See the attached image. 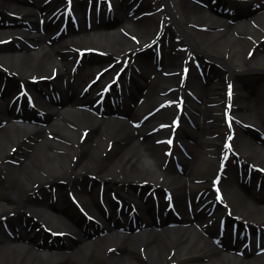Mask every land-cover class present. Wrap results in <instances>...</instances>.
Instances as JSON below:
<instances>
[{
    "label": "bare ground",
    "instance_id": "obj_1",
    "mask_svg": "<svg viewBox=\"0 0 264 264\" xmlns=\"http://www.w3.org/2000/svg\"><path fill=\"white\" fill-rule=\"evenodd\" d=\"M213 1L0 0V14L14 11L28 25L24 32L0 29V264H264V0H246L235 12L207 10L204 2ZM10 36L14 43H5ZM155 44L163 47L158 57L137 50ZM254 45L250 57L245 47ZM124 48L133 64H95L97 52L115 58ZM134 63L136 75L126 69ZM117 72L127 78L125 106L119 87L112 97L101 90ZM213 72L216 82L198 81ZM27 77L31 93L54 97L49 122H37L25 93L15 91ZM223 81L240 98L234 120L255 127L246 130L255 134L249 139L236 126L231 141L239 155L214 156L224 148L214 149L221 138L212 134ZM179 108L188 120L176 125ZM213 169L221 178L216 211L235 217L218 236L207 215L218 192L211 182L201 191L196 180ZM150 192L167 212L163 224L180 210L181 222L196 220L217 242L192 223L157 229L163 224L156 226ZM143 219L151 232L141 236L136 223ZM246 222L260 226L248 241ZM44 228L75 235L77 243L41 251L35 246Z\"/></svg>",
    "mask_w": 264,
    "mask_h": 264
},
{
    "label": "rangeland",
    "instance_id": "obj_2",
    "mask_svg": "<svg viewBox=\"0 0 264 264\" xmlns=\"http://www.w3.org/2000/svg\"><path fill=\"white\" fill-rule=\"evenodd\" d=\"M131 1H133V0H131ZM139 1H145L149 5H153V3H156V4L162 3V0H139ZM197 1H201V0H197ZM247 4H248L247 2H242L240 4L238 3V4H234L232 6L231 4H229V0H222L221 3L219 2V4H217V6L218 7L220 6L222 9H228V11L235 12V11L240 10L241 8H243ZM161 5H162V7H164V3L161 4ZM226 5H229V6H226ZM205 7H206L207 10L210 11V8H209L210 6L209 5H205ZM170 16H171L170 14L167 16V20H168L169 23L172 22V20L170 19ZM218 16H221L222 18L228 19V18H226V16H223V15H218ZM50 18H51V15H50ZM54 20L56 21L57 18H54ZM160 20H163V19H160ZM235 20H238V19H235ZM0 29L5 30V31L18 30L20 32H24V31H28V25H27V21L22 16H20L18 13L14 12V11H7L5 13H1L0 14ZM7 35L8 34H4L3 36H7ZM263 40H264V38H263ZM263 40H261V41H263ZM4 42L5 43H10V44L14 43L13 39L11 38V36L10 37H6L4 39ZM259 46H261V48H260L261 51L264 50V45H259ZM162 49H163L162 45H159V44H155V45H151V46L144 45V46H139L137 48V50H139L140 52L141 51H145L144 53L148 54L146 56L151 58V59L153 57H158L159 53L161 54V50ZM137 50H135V51H137ZM256 50H257V47L255 45L254 46H250V48H248V50L245 47V52L248 51L247 53H248V56H250V57L253 54H256ZM127 52H129V51L126 50L125 53L122 54V56L114 58L113 55L105 57L106 51H103V52L99 51V52H97L96 55L99 56L100 61H98V59L96 58L97 59V63H95V64H98V66L99 65H105V67H106V65H107V67H111L114 62H121V63L124 64L125 61H126L128 63L130 62L131 64H133V60L129 61L132 53L130 55H126ZM77 53H78L77 55H80V57L83 56V50H77ZM74 54H76V53H74ZM83 59H85V58H83ZM112 59H113L114 62L110 63V61ZM77 64H78V60H75V61L73 60L71 62V64H70V66H71L70 69L74 70V67ZM123 66H125V65H123ZM123 66H122V68H123ZM135 66L137 67V64L134 63V66L132 65L131 67H127L126 69L128 71H131L133 75H136V73H137L136 69L137 68ZM6 70H7L6 72H11V71H9L10 69L7 68V67H6ZM120 78L122 79V80L120 79V81L126 82V79L124 78L123 74L120 75ZM209 78H212L214 81L209 79ZM218 78H219V76H217L213 72V73H211V77H208V75L207 76H203V78H201V79L199 78L198 81L202 82L205 79L206 83H209V81L210 82H216L218 80ZM21 80H22L21 84L15 89V91L19 89L20 92H22L21 88L22 87H26L28 85V77L27 78H23ZM246 80H248V81H246L247 84L252 82L253 75L247 76ZM106 82H108V77H106L105 80L102 82L101 90H103L104 85H105ZM124 82L122 83L123 85L125 84ZM221 87H220V91H221L222 95H225V98L217 100L216 102H213L214 104H212V105H216L217 106L216 113H217V116H218L217 117L218 119L216 118L218 120V122L216 123L217 125L212 127V129H213L212 130V132H213L212 134L215 137L220 136V138H221L220 142L215 145L214 149L216 147L217 148L221 147L222 145L225 146V148H223L222 152L218 151L217 153H215L214 156H218V155H220V153L222 154V153H227V152L230 153V154L239 155L240 147L237 145V142L231 141V145L230 146L228 145L229 142H228V144L223 142L225 140V137L230 134V125H229L230 123L228 124V122H232V120H233V122H236V126H239V128L242 129V130L244 129L245 130L244 135L247 138H249V139L251 137H255V134L252 135V133H250V131H246V130H252L253 131V130H255V129H253L255 127H253L252 124H249L247 122H242L241 120L240 121L239 120H234V114H235L234 110L236 108L235 104H236L237 100H239L240 98L238 99L236 97V95L235 96L233 95V93H234L233 92V88L231 90H229L227 85L225 84V81L222 82ZM241 90L243 92L246 91L245 87H242L240 89V93H241ZM31 91H32V95L34 97V103L31 105L30 111L35 113V115L38 116L39 118L41 117L40 119L38 118L39 120L37 119L38 120L37 122H39L41 124H43L44 122H49L51 117H49L46 107H47V105H49L51 103V101L47 98V96L44 93L39 92V91L34 92L33 90H31ZM122 91H123V94H122L123 95V97H122L123 100H121V101L119 100V103H120V105L125 106V105L128 104V102L130 100L128 98V94L126 93V91H124V90H122ZM220 91H219V93H220ZM230 92H231V95H229ZM116 93H117V89H112V95L111 96H113V94H116ZM187 94H188L187 92H186V94H183V97H186ZM190 94H191V89H190ZM250 94H252V93H250ZM217 95H218V93H217ZM194 96L195 95H193V97ZM108 97H110V95ZM25 99H26V101H28L27 97H25ZM179 100H180V98L178 99V101ZM187 111H189V110H187ZM241 111H243V110H241ZM179 112L180 113L175 115V117L176 116L177 117L181 116V118H180L181 120H188V116H187V114L185 112H183V109L179 108ZM173 117H174L173 114H171V116H169V118H171V120H172ZM212 120L213 119H211V118L210 119L209 118L206 119V121H210V122H212ZM254 133H256V135H260L261 134V133L258 134L256 131ZM170 150H171V148H168L167 152H169ZM218 150H219V148H218ZM215 175H216V172L213 169V170H211L209 172H206L204 177L196 179L198 184H199V188H200L201 191L204 190L205 188H207L209 186L210 182H211L212 189L214 191H216V187H215L216 183L212 182L214 177H216ZM2 179H3V175H2L1 170H0V181ZM206 181L208 183H206ZM32 192H33V195H37V193H35L34 191H32ZM32 192H29V193H32ZM0 193H1V195H3V194H5V191L1 190ZM75 193L77 194V192H74V194ZM155 194H156V192H153L152 194H150L152 199H153V201L151 202V208H152L153 211H155V209L158 210L159 215H161L162 217H165V215H163V213H161V208L159 207V202H158V205H157V203H156L157 201H155L156 198L154 199ZM73 206L75 207V205H73ZM220 213H221V215H220V220L219 221H222L224 218L227 219V220L235 218L234 215H232L229 212L228 209L226 210L225 208H223ZM181 214H182V216L184 215L183 212H181V211L179 212L178 216H177V214L176 215H172L171 217L173 218L174 221L170 222V223H164V224H163V221H165L167 219L160 218L161 216H155V217H159V218H155V221L157 222L156 226H159V225L163 224L162 225L163 228L159 227L157 229L162 230V231H163V229H166V230H169V229L171 230L172 229V230H174L175 228H179L181 226H183V227L189 226L192 223V225L194 227H197V229H199V231L203 232L204 235H206L207 237L213 238L209 231L204 230L203 228L199 227L200 225H198V222L196 220H193L192 222H188V224H186L185 222H181V219H179ZM28 216L30 217V215H28ZM175 217H177L178 220L180 221L177 225L175 223ZM12 218H14V220H15V215H13L11 217V219ZM219 221H218V219H216L215 224L217 223L216 224V228H219L221 230L222 225H221V223L218 224ZM1 223H3V222H1ZM6 223L9 224V227L13 231L12 234L15 235V233H14L15 232V230H14V227H15L14 225L15 224L13 225V223L10 220H8V222H6ZM14 223H15V221H14ZM17 224H20V223L18 222ZM138 224H139V226L136 228V232H141L142 233L143 231H148L149 230L148 234H150V232H151L150 229L151 228L148 227L147 219H143V220L139 221L136 225H138ZM20 225H17V227H16L17 230L21 229ZM2 226H3V224H1V227ZM243 228H244V231L247 230V231H250L249 233H251V231L255 232V230H259L260 226L259 225H254L253 226V225H250V224H248L246 222L245 226L243 225ZM43 232L48 233V234L47 235L45 233L43 234L44 237L42 236L38 240L39 244L37 246H35V248H37V249H39L41 251H44V252L61 253L63 251H69L72 247H74L73 245L77 243L76 242L77 241V237L75 235H72V234H65V235H62V236H56V235H54V231H52L49 228H47V229L44 228ZM143 235H145V234L142 233L141 236H143ZM45 241L48 242L47 247H44L45 245H41L40 244V242L43 243ZM112 243H114V242H111V244Z\"/></svg>",
    "mask_w": 264,
    "mask_h": 264
},
{
    "label": "snow or ice",
    "instance_id": "obj_3",
    "mask_svg": "<svg viewBox=\"0 0 264 264\" xmlns=\"http://www.w3.org/2000/svg\"><path fill=\"white\" fill-rule=\"evenodd\" d=\"M168 143H171V141H168Z\"/></svg>",
    "mask_w": 264,
    "mask_h": 264
}]
</instances>
